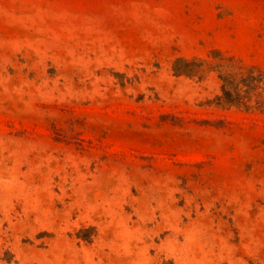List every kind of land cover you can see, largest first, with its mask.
Wrapping results in <instances>:
<instances>
[{
  "label": "rangeland",
  "instance_id": "obj_1",
  "mask_svg": "<svg viewBox=\"0 0 264 264\" xmlns=\"http://www.w3.org/2000/svg\"><path fill=\"white\" fill-rule=\"evenodd\" d=\"M0 264H264V0H0Z\"/></svg>",
  "mask_w": 264,
  "mask_h": 264
}]
</instances>
